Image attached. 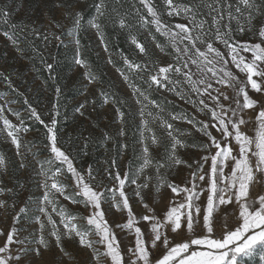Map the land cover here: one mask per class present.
Instances as JSON below:
<instances>
[{"label": "rangeland", "instance_id": "1", "mask_svg": "<svg viewBox=\"0 0 264 264\" xmlns=\"http://www.w3.org/2000/svg\"><path fill=\"white\" fill-rule=\"evenodd\" d=\"M228 1L142 0L144 15L128 0L107 14L121 50L101 34L102 0L88 15L75 0H0V264H264V14ZM80 34L135 127L127 142L117 106L79 97L77 122L97 121L104 142L77 169L30 96L41 83L21 42L47 63L70 43L88 90Z\"/></svg>", "mask_w": 264, "mask_h": 264}, {"label": "trees", "instance_id": "2", "mask_svg": "<svg viewBox=\"0 0 264 264\" xmlns=\"http://www.w3.org/2000/svg\"><path fill=\"white\" fill-rule=\"evenodd\" d=\"M86 9L85 14H89L96 5L97 0H75ZM128 0H102V7L104 16L100 18L101 34L108 47L125 49L123 39L118 35L113 23L108 19L107 14L113 7H124V3ZM134 4L142 14L147 15V8L142 0H129ZM257 4L262 13L264 14V0H250ZM222 9L230 8L231 3L228 0H219ZM159 14L162 10L158 9ZM77 49L79 50V58L85 64L87 75L94 81V87L85 90L82 84L81 73H73V57L75 48L71 47L70 43H60L53 47V60L47 63L46 58L39 52L33 51L26 47V43L21 42L25 58L27 61L26 67L32 72L33 76L41 83L34 93L38 100L43 98L44 108L42 109L45 114H54L55 124L53 126L54 138L60 148L66 150L71 157L72 161L77 164V169H80L84 162H96L103 147L101 146L104 135L99 130L97 121H94L90 127L85 126L84 122H77L74 116L75 109L70 105L74 103L79 97L87 100L88 98L96 99V97L105 95L110 102L117 106L122 114V125L126 141L131 136L135 127L130 120H128V112L126 105L128 100L116 88L106 66L101 58L95 52L93 42L85 35L80 34L77 36ZM38 46V45H37ZM25 93L27 90H24ZM19 100H22L19 96ZM98 112V110H96ZM30 130L35 131L41 129L45 131V126L38 122L29 124ZM73 132V133H72ZM90 136H89V134ZM85 134V135H83ZM88 135V136H87ZM87 136V137H86ZM83 143L82 148H76L72 152L71 147H74L76 141ZM83 161V162H82ZM82 162V163H81Z\"/></svg>", "mask_w": 264, "mask_h": 264}]
</instances>
